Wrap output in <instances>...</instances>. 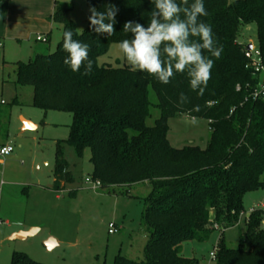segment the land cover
I'll return each instance as SVG.
<instances>
[{
  "label": "trees",
  "instance_id": "trees-1",
  "mask_svg": "<svg viewBox=\"0 0 264 264\" xmlns=\"http://www.w3.org/2000/svg\"><path fill=\"white\" fill-rule=\"evenodd\" d=\"M203 2L208 15L200 19L211 25L223 49L203 96L191 91L186 74L177 73L169 84H163L129 65L99 63L113 44L130 38L131 34L123 32L125 22L148 26L154 7L151 0H87L97 11H104L108 4L119 9L112 36L97 34L89 21L79 31L70 18L73 6L57 1L53 20L62 25V37L54 51L15 63L13 82L33 86V106L72 114L69 137L56 141L52 189L66 190L72 180L64 143L72 145L79 157L89 148L93 169L88 176L100 182L99 189L120 195L130 194L135 185H150L141 221L148 233L144 258L134 260L118 254L115 264H200L198 258L182 254L183 243L205 241L216 228L225 231L236 226L246 212V195L264 189V99L245 100L244 85L254 77L246 68L247 42L239 40L241 28L255 24L264 62V0ZM6 9L7 0H0V12ZM66 30L89 45L90 74L84 75L83 67L73 72L64 64ZM151 89L157 95L156 103L150 99ZM181 92L189 97L183 105L179 103ZM196 105L200 111L193 112ZM152 106L161 114L149 126L146 119ZM182 115L208 121L206 147L193 143L172 146L169 120ZM263 224L262 209L249 211L239 247H227L221 239L215 263L264 264ZM11 264L44 263L15 251Z\"/></svg>",
  "mask_w": 264,
  "mask_h": 264
},
{
  "label": "rangeland",
  "instance_id": "rangeland-1",
  "mask_svg": "<svg viewBox=\"0 0 264 264\" xmlns=\"http://www.w3.org/2000/svg\"><path fill=\"white\" fill-rule=\"evenodd\" d=\"M60 1L73 5L70 15L78 30L83 31L90 15L87 0ZM51 34L48 44L38 41L36 48L33 39L38 35L33 37L32 43H24L21 49L16 42H7L0 49V101L10 104L0 103V143L8 137L14 147L0 164V181L6 183L0 191V264H11L15 251L24 252L44 264H115L118 254L142 260L148 233L141 221L145 198L151 193L149 184L131 187L130 194L96 190L86 182L93 169L89 148L79 157L72 145L64 143L62 150L72 180L65 191L48 189L53 185L56 141L69 137L72 114L57 110L45 112L33 106V86H16L13 71L7 68L3 75L1 66L9 58L26 62L33 58L35 49L46 53L54 51L62 37V25L54 23ZM239 40L257 45L256 25L243 26ZM0 42L4 44V39ZM11 45L16 51L9 54ZM118 45L113 44L99 58V63L128 65ZM150 99L153 103L158 100L153 89L150 90ZM20 114L37 122L39 129L23 132ZM160 114V109L152 106L147 125L153 126ZM190 119L188 115L170 118L168 139L172 146L181 148L193 143L206 147L210 138L208 121L198 118L199 123L192 125ZM55 194L61 198L56 199ZM259 204H264V189L246 195V212L236 226L225 231L216 228L205 241L184 242L182 254L198 258L200 264H216L212 255L218 242L222 239L227 247H239L240 238L247 231L249 211ZM111 223L121 230L109 233ZM30 225L38 228L35 234L25 239H13V230ZM49 238L57 243L51 249L45 246Z\"/></svg>",
  "mask_w": 264,
  "mask_h": 264
},
{
  "label": "clouds",
  "instance_id": "clouds-1",
  "mask_svg": "<svg viewBox=\"0 0 264 264\" xmlns=\"http://www.w3.org/2000/svg\"><path fill=\"white\" fill-rule=\"evenodd\" d=\"M151 3L154 7L147 27L133 21L124 23L123 32L131 36L119 42L120 52L132 70L146 72L163 84H169L177 73L186 74L191 91L203 96L215 60L223 51L211 25L200 19L208 15L203 0L192 3L189 0H151ZM118 11L113 4L106 5L104 11L90 7V27L97 34L112 36ZM62 47L67 53L64 64L71 71L78 72L83 67L84 75L92 72L89 45L74 39L73 31L63 32ZM188 102L189 97L181 92L179 103ZM192 111H200V106H194ZM190 123L197 125L198 117L192 116Z\"/></svg>",
  "mask_w": 264,
  "mask_h": 264
},
{
  "label": "crops",
  "instance_id": "crops-1",
  "mask_svg": "<svg viewBox=\"0 0 264 264\" xmlns=\"http://www.w3.org/2000/svg\"><path fill=\"white\" fill-rule=\"evenodd\" d=\"M57 1L61 2L60 0H7L6 11L0 12V39H4V44L0 42V49H3L4 46H6L7 42H16L15 44L21 49L23 46H25L23 45L24 43H28V44L32 43L33 37L40 34L45 35L47 37L48 41L44 43L48 44L51 41V35H52L51 33L54 27V23H56L53 20V13ZM62 3L69 4L68 2H62ZM70 18L72 19L71 15ZM33 40L35 47V44L38 42L37 37L34 38ZM42 49H44V46H42ZM9 51H10L9 54H11L14 51H16V48H14L11 45V49ZM40 52H44V51H40V50L36 51V49L33 50V57ZM9 59H10L9 61H4L3 65L1 66V71L3 75L7 70V68L11 69L14 75L15 73L14 71L16 69L15 63L20 61V60L15 61L13 60L14 58H9ZM0 103H2V101H0ZM19 118L22 122L20 128L23 132L35 131L38 130L40 127V125L37 122H35L31 118L24 116L23 114H20ZM8 143L10 144L11 142L7 137L5 141L0 143V146ZM53 183H54V176H53ZM33 184L39 185L38 183L37 184L33 183ZM5 185H6L5 182L3 185L0 184V191L4 188ZM52 186L49 187L48 189L55 192L56 190L52 189ZM55 197L56 199L61 198L59 194H55ZM37 231L38 228L36 226L30 225L27 228H17L13 230L12 235H13V239H20L17 238L19 234H22L24 232H31L33 235Z\"/></svg>",
  "mask_w": 264,
  "mask_h": 264
},
{
  "label": "built area",
  "instance_id": "built-area-1",
  "mask_svg": "<svg viewBox=\"0 0 264 264\" xmlns=\"http://www.w3.org/2000/svg\"><path fill=\"white\" fill-rule=\"evenodd\" d=\"M38 41L47 42V37L45 35H38L37 36ZM249 43H252V49L248 50L247 46ZM244 55L247 59L246 68L250 70L254 77L253 82H247L244 85V89L247 92V95L245 97V100L247 101H257L260 99H264V62L262 60V53L261 50L257 45H254L253 42H247L244 45ZM240 89V86L238 87ZM14 151L13 145L10 143L1 145L0 146V164L2 163L3 159L10 155ZM86 182L90 184L94 189H99L100 182L95 181L91 178V176L86 177ZM1 185L4 184V181L1 180ZM262 209L263 211V222H264V204L262 205H256L254 208H252L250 211H253L254 209ZM121 230V227H119L116 224L111 223L109 228V233L114 234ZM212 258L215 259V253H213Z\"/></svg>",
  "mask_w": 264,
  "mask_h": 264
},
{
  "label": "water",
  "instance_id": "water-1",
  "mask_svg": "<svg viewBox=\"0 0 264 264\" xmlns=\"http://www.w3.org/2000/svg\"><path fill=\"white\" fill-rule=\"evenodd\" d=\"M247 49H248V50L252 49V43H249V44H248ZM31 235H32L31 232H24V233H22V234H19V235L17 236V238L24 239V238H27V237H29V236H31ZM55 245H56V241H55L53 238H49L47 241H45V246H46L48 249L53 248Z\"/></svg>",
  "mask_w": 264,
  "mask_h": 264
}]
</instances>
